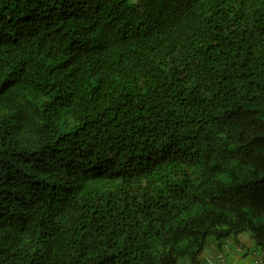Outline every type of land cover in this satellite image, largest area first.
<instances>
[{
    "label": "trees",
    "instance_id": "1",
    "mask_svg": "<svg viewBox=\"0 0 264 264\" xmlns=\"http://www.w3.org/2000/svg\"><path fill=\"white\" fill-rule=\"evenodd\" d=\"M264 252V0H0V264Z\"/></svg>",
    "mask_w": 264,
    "mask_h": 264
},
{
    "label": "crops",
    "instance_id": "2",
    "mask_svg": "<svg viewBox=\"0 0 264 264\" xmlns=\"http://www.w3.org/2000/svg\"><path fill=\"white\" fill-rule=\"evenodd\" d=\"M220 254L221 264H264V252L257 246L249 232L221 240L214 236L208 237L199 264H209L210 258Z\"/></svg>",
    "mask_w": 264,
    "mask_h": 264
},
{
    "label": "built area",
    "instance_id": "3",
    "mask_svg": "<svg viewBox=\"0 0 264 264\" xmlns=\"http://www.w3.org/2000/svg\"><path fill=\"white\" fill-rule=\"evenodd\" d=\"M208 263L209 264H221L222 263V255H217L216 257L214 258H210L208 260Z\"/></svg>",
    "mask_w": 264,
    "mask_h": 264
},
{
    "label": "rangeland",
    "instance_id": "4",
    "mask_svg": "<svg viewBox=\"0 0 264 264\" xmlns=\"http://www.w3.org/2000/svg\"><path fill=\"white\" fill-rule=\"evenodd\" d=\"M131 1H134V2H135V1H137V0H131Z\"/></svg>",
    "mask_w": 264,
    "mask_h": 264
}]
</instances>
